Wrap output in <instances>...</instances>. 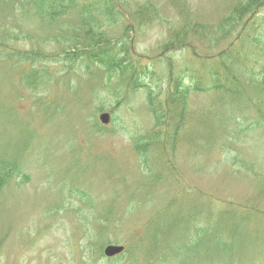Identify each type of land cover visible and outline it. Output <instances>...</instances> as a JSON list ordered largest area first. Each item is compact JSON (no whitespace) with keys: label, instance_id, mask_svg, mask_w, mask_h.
<instances>
[{"label":"rangeland","instance_id":"obj_1","mask_svg":"<svg viewBox=\"0 0 264 264\" xmlns=\"http://www.w3.org/2000/svg\"><path fill=\"white\" fill-rule=\"evenodd\" d=\"M140 1L116 9L110 37L139 23ZM151 1L130 47L132 81L150 87L134 88L87 60L53 63L56 27L0 0V163L15 171L0 183V264H264V83L249 72L264 67V6L219 31L240 0ZM176 33L184 45L161 53ZM230 42L241 69L217 57ZM223 64L229 76L213 75ZM174 85L184 105L155 138L147 91ZM200 231L207 250L225 248L172 255ZM109 245L123 249L108 257Z\"/></svg>","mask_w":264,"mask_h":264},{"label":"trees","instance_id":"obj_2","mask_svg":"<svg viewBox=\"0 0 264 264\" xmlns=\"http://www.w3.org/2000/svg\"><path fill=\"white\" fill-rule=\"evenodd\" d=\"M153 2L151 0L140 1L136 11V14L139 17V23L135 26L133 24H125L117 36L113 37L108 35V24L106 23L114 22L118 15L122 14L120 10H116L117 8H121L124 12L128 11L130 0H20V3L17 2V7L23 8L28 5L33 6L36 9L35 14L41 15L47 24L56 27L54 35L51 39L56 40L58 49L53 52L52 55L49 54L51 56H47L50 61L53 59V63L75 64L79 61L82 65L87 60L89 63L102 67L107 73L112 74L118 70L121 73L128 75L129 79L126 77V81H129V83H131L130 85H133L134 88H139L150 87V85H145L143 82H139L138 77L136 82L132 81L135 79V64L134 60L131 59L130 54V47L133 45L134 37V34H131V32L135 33L136 30L142 26V23L151 21V14L153 13L155 7ZM95 6L100 7L97 13L94 12ZM262 6H264V0H240L228 16L219 20L217 23V29L219 31L224 30L225 27L228 26L231 27L229 30L231 31L238 25V23H243L245 18L254 15L257 9ZM75 8H77V10L75 18L72 22H69L68 19H59V17L64 14H70V12H72ZM103 20L104 23L102 22ZM203 26V24H198L197 27L202 28ZM183 32H187V26L183 27L181 35ZM183 45L184 39L180 36V34L176 33L175 37L172 34V38L169 36V38L162 44L161 53H166L168 50L174 48L177 49ZM232 45L233 44L230 42L228 44L229 47L227 48L228 51L227 49L220 50V55H217V57L220 59L230 57V66L237 65L241 69L243 67V61L239 59L238 51L234 48L229 50ZM38 52L39 51L29 52V55H34ZM39 56L41 55L39 54ZM55 56L56 58L54 59ZM219 69H222L223 76L225 78L229 76L227 67L224 64L222 67L218 69L216 68V70L213 71V75L218 77L220 75ZM249 72L252 76V81L250 82L255 87H257L255 84L259 81L260 84L264 83V67L260 71ZM257 79L259 81H256ZM232 80H235V78H231V81ZM217 87L222 88L221 84ZM166 88L167 90L163 99L159 97L160 90L162 93L161 88H158L157 96L152 95L151 88L149 92L147 91V104L155 118V131L152 133V136L155 138L160 133L157 128L163 127L166 130L170 127L169 121L174 122L171 118H169L172 109L171 106H173L175 110L177 107L184 105V97L180 96L182 93L180 92V86L178 87L174 85L173 88L166 86ZM168 88H172V91L170 92ZM238 93V89L236 88V90H234V94ZM158 103H162L163 108L157 106ZM168 111L169 115L167 118ZM164 116H166V120L168 119L167 121H163ZM175 123V126L178 129L181 125V121ZM162 124H164V126H161ZM147 139H149L147 136L139 138V140L143 142H146ZM148 141L151 142V139ZM146 146L147 144L144 143L137 147L144 149L145 151ZM11 166H13V164L7 162L0 163V183H2L3 180L7 181L8 177L15 172ZM233 229H235V227H233ZM200 233L201 236L199 238L192 237L188 240V245H177V247L179 246L180 251L174 252L172 255L174 257L178 256L187 258L186 256H189L190 254L197 256L205 254L204 258H206V255L211 252V250H220L222 249L220 247L225 248V244L222 243L219 238H215L213 241L214 246L207 250L204 247L206 245L203 240L204 233L203 231H200ZM202 249L204 251H202ZM192 263L201 264L202 262H195L189 259H186V262H184V260L182 261V264Z\"/></svg>","mask_w":264,"mask_h":264},{"label":"water","instance_id":"obj_3","mask_svg":"<svg viewBox=\"0 0 264 264\" xmlns=\"http://www.w3.org/2000/svg\"><path fill=\"white\" fill-rule=\"evenodd\" d=\"M100 120L103 123H107L109 120L108 114L107 113L100 114ZM122 249H123V246H120V245H109L105 248L104 253L107 256H112V255H115L116 253H119L120 251H122Z\"/></svg>","mask_w":264,"mask_h":264}]
</instances>
